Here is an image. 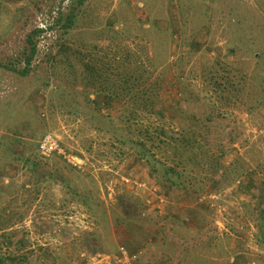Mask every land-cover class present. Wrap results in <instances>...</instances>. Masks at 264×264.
Returning a JSON list of instances; mask_svg holds the SVG:
<instances>
[{
	"label": "rangeland",
	"instance_id": "1",
	"mask_svg": "<svg viewBox=\"0 0 264 264\" xmlns=\"http://www.w3.org/2000/svg\"><path fill=\"white\" fill-rule=\"evenodd\" d=\"M30 36V73L0 66L11 264H264V0H0V62L23 68ZM47 132L85 171L40 155Z\"/></svg>",
	"mask_w": 264,
	"mask_h": 264
},
{
	"label": "built area",
	"instance_id": "2",
	"mask_svg": "<svg viewBox=\"0 0 264 264\" xmlns=\"http://www.w3.org/2000/svg\"><path fill=\"white\" fill-rule=\"evenodd\" d=\"M39 153L42 157H50L52 155H59L61 156L64 161L73 166L82 168L83 171H85V167L87 166L86 160L84 158L79 157L78 155L71 153L67 151L58 136L53 134L52 132H47L43 134L41 139L39 140L38 144ZM123 182H125L127 185H133V187L137 189L146 188L149 191V196L147 203L153 204V200L155 199L158 204L163 205L166 202V198L161 195L159 192V187L156 185H150L148 186L146 182H141L138 180H135L133 178H126L124 176H121ZM206 197V196H205ZM203 196H198L201 202L204 200ZM121 254V260L125 261L128 260L130 262L131 259H135L137 257V253L130 252L125 246L119 247V255ZM81 261L79 264H103L101 261L109 260L112 256L108 253H96L92 257H86L84 254L80 255Z\"/></svg>",
	"mask_w": 264,
	"mask_h": 264
},
{
	"label": "trees",
	"instance_id": "3",
	"mask_svg": "<svg viewBox=\"0 0 264 264\" xmlns=\"http://www.w3.org/2000/svg\"><path fill=\"white\" fill-rule=\"evenodd\" d=\"M84 0H79V2L80 3H82ZM68 21L70 22V21H72V18H71V16L68 18ZM66 26H69V24H66ZM49 28H53L52 26L51 27H49ZM43 30L44 29H36L35 30V32L36 33H41V32H43ZM28 42L30 43V49H31V51H30V54L26 57V64H25V66L23 67V68H16V67H9V66H7V65H5V64H3V63H1L0 62V66H3V67H5V68H7V69H9V70H12V71H14L15 73H17V74H21V75H27L28 73H30V70H31V64H32V61H33V59H34V57L36 56V54H37V42L36 41H33V39H32V36H30L29 37V39H28ZM220 84V85H219ZM218 85L219 86H221V83L220 82H218ZM8 105V104H7ZM15 114V113H14ZM17 133H15V135H13L12 137H8V136H3V139L5 138L6 140H2L1 141V144L2 145H5V147H7V150L6 151H8V150H13L14 148H16V145H14L13 146V144H19L20 142H22L21 140H19V137H17V135H16ZM43 136V135H42ZM26 143H28V142H26ZM8 144V145H7ZM141 144V143H140ZM192 144L195 146V147H197V148H201L202 149V145L200 144V142L197 140V139H194V140H192ZM15 153H17V150H14L13 152H12V154H15ZM21 153H24V152H21ZM207 153L208 154H210L211 155V157L212 158H214V160L216 161L217 160V162H216V171L218 170L217 168H218V165H221V163H219V161H218V159L217 158H215V157H217V155H216V152H210V151H207ZM147 154V153H146ZM20 155V154H19ZM19 155H17V157H19ZM20 157H21V159H25L26 157H24V155H20ZM143 157H145V154H143ZM25 161L26 162H28L29 163V165H31L33 168L34 167H36L37 166V162L36 161H33V159L32 158H29V157H27L26 159H25ZM220 167V166H219ZM161 172V171H163V173H165V174H168L169 172H171V171H173V172H175V170L174 169H172V168H170V167H167L166 165H163V164H161L160 162H158V161H155L154 163H153V165H152V167H151V172L153 173V174H156V173H158V172ZM176 173V172H175ZM49 174V177L48 178H50V177H52L53 176V174L51 173V172H49L48 173ZM168 181H169V183L170 184H178V183H175V180H173V179H171V178H169V179H167ZM5 222V221H4ZM12 227V223H11V221H6L5 223H3V225L2 226H0V236H4V237H6L7 236V233L6 232H8L7 230L8 229H10ZM14 234V233H13ZM12 234V235H13ZM11 235V234H10ZM83 235H89V236H93V233H88V232H84L83 233ZM12 239H13V237L12 238H10V244L9 245H13V244H15V243H13V241H12ZM25 245H26V243H25V241L21 238V239H19V241H18V245H17V248L19 249V250H22V248H24L25 247ZM99 250V248L97 247V248H95V252H97ZM100 253H102V252H100ZM12 257H16L15 255H13V253L12 252H7V253H5V252H2V250H0V264H11L12 263V260H10ZM10 260V261H9Z\"/></svg>",
	"mask_w": 264,
	"mask_h": 264
},
{
	"label": "crops",
	"instance_id": "4",
	"mask_svg": "<svg viewBox=\"0 0 264 264\" xmlns=\"http://www.w3.org/2000/svg\"><path fill=\"white\" fill-rule=\"evenodd\" d=\"M189 205H187L186 207H188ZM183 210H186L185 208H183ZM245 259V256L240 255L238 257H236L235 259H232V261H235V264H242V261Z\"/></svg>",
	"mask_w": 264,
	"mask_h": 264
}]
</instances>
